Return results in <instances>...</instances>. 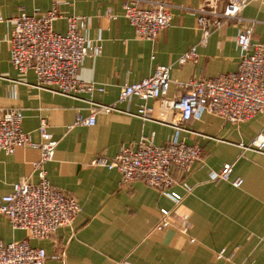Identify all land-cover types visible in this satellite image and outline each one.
<instances>
[{
    "label": "crops",
    "instance_id": "1",
    "mask_svg": "<svg viewBox=\"0 0 264 264\" xmlns=\"http://www.w3.org/2000/svg\"><path fill=\"white\" fill-rule=\"evenodd\" d=\"M129 1L0 0V118L6 110H20L21 131L34 143L41 142L39 123H46V132L56 143L52 160L43 166L46 179L80 208L69 227L43 240L13 230L0 215V244L25 239L44 251V264H264V147H248L257 135L264 137V117L232 125L202 112L178 126L177 115L165 111L159 100L131 97L117 102L122 86L147 78L156 67L169 68L165 100L183 93L178 84L234 72L238 27L229 22L211 30L205 44L199 45L195 11L210 9L207 0H163L169 6V27L153 42L141 41L122 17V7ZM133 1L139 9L148 8L147 0ZM223 4L218 0L215 9L220 11ZM52 7L57 18L51 28L56 34H64L67 18L85 20L80 34L90 46L98 45L99 52L82 61L76 77L103 92H79L74 98L53 95L34 88L31 71L24 75L14 71L8 21L19 10L41 16ZM241 17L254 22L251 41L264 42V1L250 2ZM190 48L196 57L179 66L178 59ZM91 104L113 105L114 111L95 114L90 127L72 126L76 115L91 114ZM140 105L151 110L149 121L134 116ZM139 140L154 146L176 141L200 149L199 160L187 174H173L176 184L169 191L183 196L180 202L141 182L121 186L116 171L89 165L98 156L113 158L121 147ZM38 157V149L29 147L0 154V200L17 182H38L32 167ZM225 164L231 165L229 180L242 181L238 189L210 181L211 173ZM181 185L190 193L184 196ZM161 210L168 212L167 224L154 231Z\"/></svg>",
    "mask_w": 264,
    "mask_h": 264
},
{
    "label": "built area",
    "instance_id": "2",
    "mask_svg": "<svg viewBox=\"0 0 264 264\" xmlns=\"http://www.w3.org/2000/svg\"><path fill=\"white\" fill-rule=\"evenodd\" d=\"M264 0H224L220 11L215 9L218 0H207L210 9L196 10V24L200 33L199 45H204L211 30H217L229 22L237 28L235 46L238 51V64L234 72L206 80L178 84L183 93L176 99L165 100L169 86V68L156 67L150 76L131 85L122 86L118 91L117 102L123 103L131 97L141 101L159 100L165 111L177 115L178 126L196 119L202 112L212 114L222 120L237 125L256 115L264 117V42L251 41L254 22L241 17L243 9L250 2ZM148 8L139 9L130 0L122 7V17L132 28L137 40L153 42L157 33L169 27V6L163 0H147ZM57 18L52 7L44 15H26L22 10L8 21L10 63L14 71L24 75L31 71L35 78L34 88L53 95L74 98L83 92L101 93L103 88L85 84L76 77L78 66L90 55L98 54L99 46H90L80 34L85 20L77 17L66 19L64 34L52 31V22ZM0 22H3L0 18ZM195 49L190 48L177 61L181 66L193 60ZM91 114L82 118L76 115L72 126L90 127L97 113L114 111V106L91 104ZM151 110L140 105L136 116L142 121L150 120ZM20 110L10 109L0 118V154H13L16 148L29 147L39 151V157L32 165L38 182L24 181L12 186V191L0 200V215L5 216L13 230L25 232L29 239L43 240L53 236L57 229L69 227L78 215L80 208L70 196L49 185L44 164L50 162L56 146L46 132V123L41 121L37 133L41 142L34 143L20 128ZM177 130H182L180 127ZM248 147L260 150L264 147V137L257 135ZM201 151L196 146L169 141L163 146H154L150 141L139 140L121 147L113 158L98 156L90 166L114 170L119 175V185L141 182L148 187L167 195L175 203L183 196L170 192L176 184L173 174L185 175L193 163L200 158ZM231 165L225 164L217 173H211L210 181L228 182L238 189L239 178L229 180ZM184 196L190 189L181 185ZM154 231L166 227L168 212L161 210ZM62 257V251L58 255ZM230 258V257H229ZM46 256L40 248L31 247L27 240L0 244V264H44ZM122 264H127L123 262Z\"/></svg>",
    "mask_w": 264,
    "mask_h": 264
}]
</instances>
